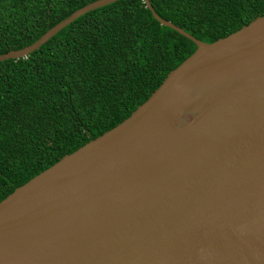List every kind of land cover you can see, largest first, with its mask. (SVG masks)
I'll return each mask as SVG.
<instances>
[{"label":"water","instance_id":"water-1","mask_svg":"<svg viewBox=\"0 0 264 264\" xmlns=\"http://www.w3.org/2000/svg\"><path fill=\"white\" fill-rule=\"evenodd\" d=\"M144 3L195 52L127 119L0 202V264H264V16L209 44Z\"/></svg>","mask_w":264,"mask_h":264},{"label":"trees","instance_id":"trees-1","mask_svg":"<svg viewBox=\"0 0 264 264\" xmlns=\"http://www.w3.org/2000/svg\"><path fill=\"white\" fill-rule=\"evenodd\" d=\"M97 0H0V55L23 49ZM213 43L264 16V0H149ZM196 50L144 0L86 13L25 58L0 62V202L127 119Z\"/></svg>","mask_w":264,"mask_h":264}]
</instances>
